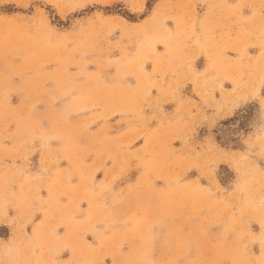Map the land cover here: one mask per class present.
<instances>
[{"label": "rangeland", "instance_id": "374dc122", "mask_svg": "<svg viewBox=\"0 0 264 264\" xmlns=\"http://www.w3.org/2000/svg\"><path fill=\"white\" fill-rule=\"evenodd\" d=\"M264 0H0V264H259Z\"/></svg>", "mask_w": 264, "mask_h": 264}, {"label": "snow or ice", "instance_id": "6c2138e0", "mask_svg": "<svg viewBox=\"0 0 264 264\" xmlns=\"http://www.w3.org/2000/svg\"><path fill=\"white\" fill-rule=\"evenodd\" d=\"M176 264H189V262L184 261V262H176ZM259 264H264V257L260 260Z\"/></svg>", "mask_w": 264, "mask_h": 264}]
</instances>
